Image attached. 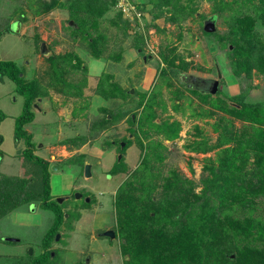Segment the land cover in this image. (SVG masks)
<instances>
[{
  "label": "rangeland",
  "instance_id": "374dc122",
  "mask_svg": "<svg viewBox=\"0 0 264 264\" xmlns=\"http://www.w3.org/2000/svg\"><path fill=\"white\" fill-rule=\"evenodd\" d=\"M44 1L0 0L5 4L0 20L20 8L25 33L34 43L32 53L28 40L13 36L18 20L6 23L14 32L0 33L1 57L13 58L22 74L32 73L46 90L33 98L38 108L25 124L33 152L49 162L51 197L64 211L44 264H123L120 236L102 234L108 228L116 232L113 203L120 185L141 176L144 182L134 180L133 194L144 198L150 192L158 198L160 183L176 172L200 192L210 167L236 147L248 154L247 170L253 167L254 151L247 141H264V133L259 134L264 124L223 108L240 101L264 107V73L255 67L234 72L232 40L236 17L249 13L264 44V0H115L95 28L82 19L75 22L66 0L49 10H44ZM211 17L215 29L207 31L204 24ZM90 36L96 39L98 57L90 52ZM29 60L34 70H27ZM56 69L63 70L65 81L55 78ZM193 77L218 78V89L200 90ZM13 85V80L0 79V109L6 114L0 121V171L28 177L29 168L17 154L25 143L13 140L14 116L22 106ZM165 124L177 130L163 132ZM76 136L84 142L77 143ZM119 161L125 168L111 171ZM41 201L21 203L0 217V264L27 262V253L36 256L45 249L43 237L54 213ZM249 213L264 219V197L253 210L235 205L231 211L233 216Z\"/></svg>",
  "mask_w": 264,
  "mask_h": 264
},
{
  "label": "trees",
  "instance_id": "16d2710c",
  "mask_svg": "<svg viewBox=\"0 0 264 264\" xmlns=\"http://www.w3.org/2000/svg\"><path fill=\"white\" fill-rule=\"evenodd\" d=\"M66 1L74 21L82 19L92 28L97 26L98 18L115 3V0ZM43 5L44 10L64 6L62 0H45ZM83 15L88 20L81 18ZM124 21L125 25L128 24L126 19ZM254 22L255 17L249 13L235 19L232 37L237 57L235 73L250 71L252 67L264 73V44L254 33ZM87 40L91 54L100 56L95 37L90 36ZM48 57L54 58L53 54ZM62 72L56 69L52 74L56 79L65 81ZM4 76L12 79L15 90L24 96L22 111L14 118L13 135L15 141L24 140L25 147L21 154L29 173L25 177L0 171V217L21 203L42 198L41 205L54 213L52 224L43 237L42 246L45 249L36 256L27 253L31 257L27 262L24 259L15 263L44 264L51 250L47 248L48 243L58 231L64 211L51 197L49 162L33 152L34 141L24 124L33 117V98L45 94L46 90L36 78L27 80L23 77L14 60L0 58V79ZM238 105L225 106L223 109L233 116L258 125L264 124L262 104L240 101ZM5 115L0 109V121ZM162 126L163 132L174 133L177 130L171 124ZM259 127V134H263L262 127ZM2 139L0 133V144ZM76 139H79L77 143L84 142L82 136H76ZM247 143L255 156L251 170H247V152L236 147L216 167H210L211 176L202 180L200 192L193 190L191 179L178 177L176 172L166 176L160 183L158 198L151 196L150 192L144 198L133 194L136 187L134 180L139 185L144 182L141 176L120 185L113 203L116 217L114 232L120 236L123 264H264V219L251 213L243 216L231 214L235 205L248 210L255 209L264 197V141L251 139ZM2 152L0 147V155ZM239 156L242 159L237 160ZM147 160L144 159V164L148 163ZM120 161L114 164L111 171L125 168ZM120 163L122 168L119 167ZM34 172L37 176L33 175ZM8 198L9 202H4Z\"/></svg>",
  "mask_w": 264,
  "mask_h": 264
},
{
  "label": "crops",
  "instance_id": "0c3cea01",
  "mask_svg": "<svg viewBox=\"0 0 264 264\" xmlns=\"http://www.w3.org/2000/svg\"><path fill=\"white\" fill-rule=\"evenodd\" d=\"M1 4H3V5H5L4 3H0V7H4V6H1ZM20 4V3H19ZM23 5H24V3H23ZM17 11V12H15V13H13V11ZM1 14H3V12H2V10H1V8H0V16H2ZM24 16V14L22 13V10L19 8V9H11V11L7 14V16H4L3 18L1 17V19L2 20H0V24H1V26H3V24H4V26L3 27H1L0 26V29H3L4 27H5V24L6 23H13L14 21H16V20H18V23H19V27H18V31H16V32H14L13 34V36H15L18 40H20V39H22V40H24V39H26V40H28L31 44H32V53L34 52V43H33V40H32V38L30 37V35H27L26 33H25V29H24V27H25V21L23 20V17ZM8 27V26H7ZM23 27V30L21 29ZM7 32L8 31H5L4 32V35H6L7 34ZM11 36H12V34H10ZM3 36V35H2ZM3 38L2 37H0V40H2ZM29 43V44H30ZM0 58L1 59H11V60H13V58H9V57H7V58H4V57H1V55H0ZM15 61V60H14ZM28 62V66H27V70L29 71L30 69H31V67L33 66V64L32 63H30V60L29 61H27ZM26 62V63H27ZM32 70H34V66L32 67ZM27 73V74H26ZM23 75H24V77L27 79V80H30V79H32L33 78V74L31 73V74H29V72H27L26 70H24V72H23ZM35 77H36V75H34ZM5 78H7V79H10L8 76H4L3 77V79L1 80L2 82H4V80H5ZM10 80H12V79H10ZM14 87H13V89L15 90V85H13ZM16 91V90H15ZM17 92V91H16ZM18 93V92H17ZM20 94V93H19ZM20 97H21V103H22V106H23V100H24V96L22 95V94H20ZM22 106H21V111H22ZM32 110H33V113H34V108L32 107ZM20 111V112H21ZM19 112V113H20ZM18 113V114H19ZM17 114V115H18ZM44 115H46V116H48L49 115V113L46 111L45 112V114ZM16 116V115H15ZM15 116H14V118H15ZM27 123V122H26ZM25 123V124H26ZM25 124H24V128H25ZM26 129V128H25ZM27 130V129H26ZM28 131V130H27ZM28 132H30V131H28ZM13 134H14V127H13ZM3 136V135H2ZM3 140V139H2ZM13 140H14V142H15V144L16 145H19L20 143H21V141H15V139H14V135H13ZM23 142H24V140L23 139H21ZM33 140V139H32ZM34 141V140H33ZM36 143V142H35ZM0 147H1V144H0ZM18 149H17V154L19 155V157H20V159L22 160L21 161V163H23L24 164V159H23V157H22V155H21V151H22V149L24 148V145L23 146H20V147H17ZM42 157H44V156H42ZM20 173H22V171H20ZM12 174V173H11ZM14 174H16V175H20L19 173H14ZM14 240H18V238L17 239H14Z\"/></svg>",
  "mask_w": 264,
  "mask_h": 264
},
{
  "label": "water",
  "instance_id": "95a60500",
  "mask_svg": "<svg viewBox=\"0 0 264 264\" xmlns=\"http://www.w3.org/2000/svg\"><path fill=\"white\" fill-rule=\"evenodd\" d=\"M71 22H72V20H70ZM204 29L205 30H207V31H212V30H214L215 29V26H214V18L213 17H211V18H209V19H207V21H206V24H204ZM43 46H44V44L42 43L41 44V48H43ZM218 75H220V73H218ZM194 78H199V79H202L205 83H208L207 85L206 84H204L203 83V85L201 86H199V85H197L196 83H194V86L195 87H197V88H200V90H203V91H209V92H216V90L218 89V78H201V77H193V79L192 80H196V79H194ZM208 81V82H207ZM121 145H123L122 143H121ZM120 156H121V154L120 153H118V159L120 158ZM90 163L89 162H86L85 164H84V169H85V173H86V175H90ZM52 168H54V165H52ZM108 176H110V173H108ZM81 195V193L80 192H75V196L76 197H79ZM89 198H88V196L86 197V200H88ZM59 201H61L62 200V197L60 198V199H58ZM102 234H104V235H107V236H110V237H113V236H115V232H114V230L113 229H111V228H109V229H106V230H104L103 232H102ZM59 236V234H56V237H58ZM6 238H8V239H14V238H9V237H7L6 236ZM16 239V238H15ZM31 251V250H30ZM51 254H53V253H51ZM86 259H88V258H86Z\"/></svg>",
  "mask_w": 264,
  "mask_h": 264
},
{
  "label": "flooded vegetation",
  "instance_id": "af4514ba",
  "mask_svg": "<svg viewBox=\"0 0 264 264\" xmlns=\"http://www.w3.org/2000/svg\"><path fill=\"white\" fill-rule=\"evenodd\" d=\"M4 29H5V31H9V32H14L12 29H10V26H8V27H4L3 29H0V31H1V33H2V31H4ZM42 44V43H41ZM48 49H49V46L47 45L46 46ZM40 49L42 50V48L40 47ZM23 75V74H22ZM37 77V76H36ZM194 79H196V80H193L192 81V84L194 85V83H196L197 85H203V83L204 84H208V83H205L202 79H199V78H194ZM208 82V81H207ZM32 106H33V108H38V104L36 103V102H32ZM109 229V228H108ZM106 230V229H105ZM104 231V230H103ZM15 239V238H14ZM17 239V238H16Z\"/></svg>",
  "mask_w": 264,
  "mask_h": 264
},
{
  "label": "built area",
  "instance_id": "2783aa9c",
  "mask_svg": "<svg viewBox=\"0 0 264 264\" xmlns=\"http://www.w3.org/2000/svg\"><path fill=\"white\" fill-rule=\"evenodd\" d=\"M131 7H133L132 5H130Z\"/></svg>",
  "mask_w": 264,
  "mask_h": 264
}]
</instances>
